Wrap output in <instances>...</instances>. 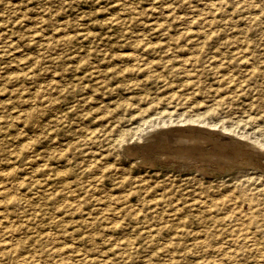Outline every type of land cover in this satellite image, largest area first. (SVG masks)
Wrapping results in <instances>:
<instances>
[{
    "label": "rangeland",
    "instance_id": "rangeland-1",
    "mask_svg": "<svg viewBox=\"0 0 264 264\" xmlns=\"http://www.w3.org/2000/svg\"><path fill=\"white\" fill-rule=\"evenodd\" d=\"M261 113L264 0H0V264H264V169L151 138Z\"/></svg>",
    "mask_w": 264,
    "mask_h": 264
},
{
    "label": "bare ground",
    "instance_id": "bare-ground-1",
    "mask_svg": "<svg viewBox=\"0 0 264 264\" xmlns=\"http://www.w3.org/2000/svg\"><path fill=\"white\" fill-rule=\"evenodd\" d=\"M130 51V50H129ZM133 59V58H132ZM140 63H141V60H140ZM138 65V64H137ZM147 65V64H146ZM93 68V67H92ZM95 68V67H94ZM93 68V69H94ZM99 75H100V72L98 73ZM102 77V76H101ZM99 82V81H98ZM101 83H102V81H101ZM102 88H103V86H102ZM102 90V89H101ZM98 93V92H97ZM94 94V93H93ZM170 99V98H169ZM81 104V103H80ZM85 104V103H84ZM210 109V108H209ZM219 109V108H218ZM196 111V110H195ZM203 111H204V108H203ZM87 112V111H86ZM167 112V111H166ZM220 112H221V110H220ZM169 114V113H168ZM258 114H259V112H258ZM262 114V113H261ZM211 115V112H210V114L208 115V116H210ZM263 115V114H262ZM213 116V115H212ZM258 116V115H257ZM264 116V115H263ZM193 117H195V115L193 116ZM207 117V116H206ZM214 118L215 117H217L216 115L215 116H213ZM219 117V116H218ZM217 117V118H218ZM200 118V117H199ZM202 118V117H201ZM201 118H200V121H201ZM207 118H209V117H207ZM220 118V117H219ZM218 118V119H219ZM236 118V117H235ZM246 118H247V116H246ZM189 119V118H188ZM218 119H215V121H214V123L216 122V120H218ZM242 119V118H241ZM250 119H253V117L252 118H250ZM261 119V118H260ZM262 119H263V117H262ZM207 120V119H206ZM220 120V119H219ZM224 120H226V119H224ZM230 120V119H229ZM245 120V119H244ZM160 121V120H159ZM192 121V120H191ZM204 121V120H203ZM231 121V120H230ZM253 121H256V118H255V120H253ZM161 122V121H160ZM184 122V121H183ZM223 122H225V121H223ZM260 122H261V120H260ZM164 123V122H163ZM185 123V122H184ZM193 123V122H192ZM162 124V123H161ZM210 124V123H209ZM208 124V125H209ZM219 124V123H218ZM254 124H256V123H254ZM253 124V125H254ZM259 124V123H258ZM263 124V123H262ZM188 125V124H187ZM201 125V124H200ZM212 125V124H211ZM210 125V126H211ZM225 125H227V124H225ZM229 125V124H228ZM153 126H155V125H153ZM158 126V125H157ZM160 126H162V125H160ZM164 126H166V124H164ZM180 127H181V125H179ZM210 126H209V128H210ZM248 126V125H247ZM173 127V126H172ZM208 127V126H207ZM213 127V126H212ZM229 127V126H228ZM228 127H226V128H224V130L226 129V130H228V131H231V132H235L233 129H231V127L230 128H228ZM233 127V126H232ZM170 128V127H169ZM183 128V127H182ZM182 128H175L174 129V131L173 130H168V128H167V130H162V129H160V130H162V131H158V132H156V133H154V137H151V135L153 134H151L150 135V137L151 138H153V140H155L156 141V139H157V141H161V140H163L162 142H166V141H168V142H170V141H172L171 143H170V146H171V144L173 143H175L176 145H175V149L176 150H166V151H168V152H164L163 150H160L159 151V153L160 154H162V153H165V156H164V159L163 160H165L166 162H167V160L169 161V162H171V164H172V166H174V167H176V168H183V170H188L189 168H191V167H197V166H200L201 165V163H202V161H200V160H204V159H207V157H209V156H212V157H214V158H216L217 159V162H222V166H218L217 167V165L219 164H214V165H211V164H203V165H205L204 166V169L203 170H205L206 172H212V171H214L215 169H217L218 171H219V168H220V170H221V172H222V170H224V171H231L234 167L235 168H237L238 167V165H256L255 167H257V166H259V168H262V169H264V141H262V140H260V139H258V138H256V137H252L253 135H251V134H242L240 137H242V139L243 138H245V139H247V140H250L251 139V141H253V144H251V143H248L247 142V140L246 141H243V140H241V139H237L236 140V138L235 139H233L232 137H231V135H229L228 134V132H226L228 135H224V134H222V133H220V132H216V131H214V130H212V128L211 129H207V128H205V127H189V128H183L184 129V131H183V129ZM254 128V127H253ZM154 129V128H153ZM214 129V128H213ZM88 130V129H87ZM250 131V130H249ZM261 131V130H260ZM91 133V132H90ZM246 133V132H245ZM238 134V133H237ZM236 134V135H237ZM167 135L169 136L168 138H167ZM89 136V135H88ZM237 136H239V135H237ZM149 137V136H148ZM166 137V138H165ZM139 138H141V137H139ZM149 141H150V139H148ZM152 141V140H151ZM183 142H187L186 144L188 145V143L190 144H193V148H194V145L195 146H197V148H198V152L196 153V154H198L200 157H199V159H198V165H196L195 164V162L194 161H186V160H180V157L182 158H188L189 156H188V154H187V152L190 150H193V149H187V148H184L183 146L185 145V144H183V146L181 147L180 145L183 143ZM154 143V142H153ZM152 143V144H153ZM167 143V142H166ZM165 143V144H166ZM157 144V142H155V144H153V145H156ZM164 144V143H163ZM141 145V144H140ZM158 145V144H157ZM167 145V144H166ZM149 146V145H148ZM151 146V145H150ZM168 146V145H167ZM170 146H168V148H170ZM173 146V145H172ZM159 147V146H158ZM157 147V148H158ZM149 148V147H148ZM152 148H155V147H152ZM166 148V147H165ZM174 148V147H173ZM159 149H161V147L160 148H158V150ZM171 149V148H170ZM196 149V148H195ZM154 150V149H153ZM189 151V152H190ZM196 152V151H195ZM151 153H152V151H151ZM157 154V153H156ZM180 154H182L183 156H180ZM193 153H191V155H192ZM163 155V154H162ZM153 156V155H152ZM157 156H158V154H157ZM161 156V155H160ZM196 156V155H195ZM232 156H234V157H237L236 159H237V163L236 162H231L230 160L228 161V159H231L232 158ZM178 157H179V160H178ZM229 157H231V158H229ZM192 158V157H191ZM191 158H189V160L191 159ZM209 158H211V157H209ZM213 158V159H214ZM195 159V158H194ZM193 159V160H194ZM213 159H212V162H213ZM235 159V160H236ZM197 160V159H196ZM140 161H141V159H140ZM173 161L175 162V163H173ZM207 161H208V159H207ZM209 161H210V159H209ZM216 161V160H215ZM156 162V161H155ZM220 162V163H221ZM203 163H205V161H203ZM214 163V162H213ZM163 164V163H162ZM166 165H167V163H165ZM169 164V163H168ZM170 164V165H171ZM170 165H168V166H170ZM247 166V167H248ZM246 167V166H245ZM199 168H202V167H199ZM249 168V167H248ZM252 169V168H251ZM257 169V168H256ZM261 169V170H262ZM199 170V169H198ZM246 170V169H245ZM250 170V169H249ZM253 170V169H252ZM197 171V170H196ZM202 171V170H201ZM255 171V170H254ZM258 171V170H257ZM199 172V171H198ZM202 172H204V171H202ZM260 172H263V171H260ZM4 174V173H3ZM210 174H212V173H210ZM214 174V173H213ZM220 174V173H219ZM256 174V173H255ZM254 174V175H255ZM258 174V173H257ZM262 174V173H261ZM6 176V175H5ZM253 179V178H252ZM244 181V180H243ZM252 181V180H251ZM242 182V181H241ZM237 184V183H236ZM253 184V183H252ZM237 186V185H236ZM3 188V187H2ZM250 188H252V187H250ZM255 188V187H254ZM237 190V189H236ZM255 193V192H254ZM240 194V193H239ZM257 196V195H256ZM235 197V196H234ZM1 199V198H0ZM246 199L248 200V202L254 207V206H256L257 205V200H256V198L254 197V196H246ZM264 200V199H263ZM116 201V200H115ZM224 201V200H223ZM16 202V201H15ZM106 202V201H105ZM218 203H219V201H218ZM112 205V204H111ZM204 205V204H203ZM208 205V204H207ZM238 205V204H237ZM108 206H110V205H108ZM113 206V205H112ZM234 207V206H233ZM232 207V208H233ZM249 208V207H248ZM248 208H247V210H248ZM114 209V208H113ZM215 209V208H214ZM242 209V208H241ZM0 211H2V210H0ZM215 211V210H214ZM214 211L212 210V212H213V214H214ZM230 211V210H229ZM235 211H236V209H235ZM261 211V210H260ZM224 212V211H223ZM232 212V211H231ZM227 213V212H226ZM5 214V213H4ZM3 214V215H4ZM5 216V215H4ZM6 217V216H5ZM10 217V216H9ZM3 220V219H2ZM9 220V219H8ZM210 220V219H209ZM216 220H218V219H216ZM225 220V219H224ZM223 220V221H224ZM260 220V219H259ZM233 221H234V219H233ZM210 222H212V221H210ZM256 222H258V221H256ZM209 223V222H208ZM251 223H255L254 221H252ZM250 223V224H251ZM217 224V223H216ZM223 225V224H222ZM221 225V226H222ZM253 225V224H252ZM6 226V225H5ZM10 228H11V225L9 226ZM7 228V227H6ZM5 228V229H6ZM260 228V227H259ZM261 230H262V226H261ZM264 230V229H263ZM4 231V230H3ZM243 232V231H242ZM230 233H232V232H230ZM262 233V232H261ZM228 236H229V234H228ZM232 237V236H231ZM242 237V236H241ZM250 237V236H249ZM1 238V237H0ZM207 238V237H206ZM205 238V239H206ZM214 238V237H213ZM212 238V239H213ZM239 238H240V236H239ZM240 239H242V238H240ZM231 242V241H230ZM249 243V242H248ZM8 245V244H7ZM254 246V245H253ZM10 247V246H9ZM198 247V246H197ZM250 247V246H249ZM231 248H233V247H231ZM235 251V250H234ZM64 253V252H63ZM224 253V252H223ZM228 255H229V253H228ZM84 257V256H83ZM228 257V256H227ZM30 258V257H29ZM9 260V259H8ZM230 261V260H229ZM228 261V262H229ZM24 263V262H23ZM14 264H16V263H14Z\"/></svg>",
    "mask_w": 264,
    "mask_h": 264
}]
</instances>
